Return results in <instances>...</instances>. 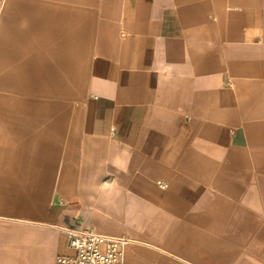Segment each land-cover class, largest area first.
<instances>
[{
    "label": "crops",
    "instance_id": "1",
    "mask_svg": "<svg viewBox=\"0 0 264 264\" xmlns=\"http://www.w3.org/2000/svg\"><path fill=\"white\" fill-rule=\"evenodd\" d=\"M2 1L0 144L11 151L0 150V256L13 234L25 250L18 264H55L58 254L72 253L66 233L78 223L110 235H162L175 189H193L199 222H215L225 240L197 231L193 249L169 242L174 257L155 264H264L253 253L234 258L236 243L253 239L264 217L252 202L254 183L264 202V122L243 121L262 109L264 0H108L88 64L87 116L53 143L47 160L58 175L57 195L45 214L39 205L34 220L15 217L34 200L50 152L39 157L27 147L44 136L42 125L56 130L62 122L59 104L45 100L50 90H82L84 76L66 84L75 78L67 74V51L86 30L76 27L73 0ZM240 78L257 97L245 107L232 104L239 95L232 82ZM258 158L259 175L251 165ZM211 186L218 192L210 194ZM258 231L264 242V227ZM172 234L171 241L185 235Z\"/></svg>",
    "mask_w": 264,
    "mask_h": 264
},
{
    "label": "rangeland",
    "instance_id": "2",
    "mask_svg": "<svg viewBox=\"0 0 264 264\" xmlns=\"http://www.w3.org/2000/svg\"><path fill=\"white\" fill-rule=\"evenodd\" d=\"M4 1L1 0V3ZM108 3V4H107ZM256 3V2H255ZM73 5L76 7V16L74 18V22L76 23V27L84 28L86 33L84 35L79 36V40L76 41V45L74 44L72 49L67 51V54L72 57L71 64L69 66V73L68 76L75 77L73 81L66 82L69 86H75L76 83H79L78 78L82 77L80 80L83 82V88L80 90L79 85L76 86V92L71 94L70 90H50L53 92L54 96L46 97L45 100L48 102L53 101L56 104H59L58 110L56 114H58L62 119L61 123L57 124V129H51L48 125H42L41 131L44 132V136L38 139L37 145H30L27 147V150L37 152L39 157H42V151L44 149L49 150L48 156L46 155V163L44 164V170H40V172L44 171V175H38L39 179L38 182L40 185L37 188H34L35 191L32 193L34 200L31 203L25 202L22 204V217H18V214H15V218H22L25 216L26 219H37L36 214L39 212V205H43V212L42 214L46 213L47 207L52 203L54 197L57 195L56 191V182L58 181V175H53L52 169V161L51 159L47 160V158H51L52 156V145L54 142L57 144L62 141L63 136L67 135L69 131L74 134L75 131H78L79 128L76 126L77 120L81 121L85 119L87 116V85H88V76H89V61H92L94 56L96 55V50L99 49L100 45V35H101V26L99 23L102 20L101 12L102 9L108 7L111 4V1L108 0H73ZM105 18V17H104ZM80 30V29H79ZM64 53V52H63ZM60 53L61 55H64ZM56 58L58 54H55ZM47 57V55H45ZM52 56V55H51ZM54 56V55H53ZM55 58V57H54ZM51 61V60H49ZM58 68V66L56 67ZM65 68L61 69V77H64V81L66 80V73L64 75ZM59 72V71H58ZM83 74V75H82ZM77 77V80H76ZM73 83V84H72ZM248 79H235L232 82V87L235 88V92L239 95L234 99L232 102L233 106L235 104L241 105V107H245L248 104H253L252 101L255 103L254 97L249 93L253 92L250 88H247ZM256 103L259 104V108L262 109L257 113L258 117L252 119H244L245 122H255V123H262L264 122V97L261 100H256ZM229 106L228 103L225 104ZM64 106V107H63ZM242 109V108H241ZM241 114V113H240ZM69 118L72 121H69ZM3 127H0V131H2ZM66 131V134L59 133ZM49 134V135H48ZM54 134V135H53ZM54 136V137H53ZM259 140L264 143V137L259 136ZM23 148V147H22ZM21 148V149H22ZM24 150L26 148H23ZM0 150H4L5 152L11 151L7 146H3L0 144ZM19 151V150H18ZM41 152V153H40ZM47 153V152H46ZM260 162L261 160L258 158L257 160H253L251 165L254 168V172L260 173ZM222 165V169H223ZM224 170H222V173ZM193 178V177H188ZM0 179H4V177L0 176ZM195 179V178H193ZM103 187V186H102ZM252 202L254 205L256 204V213L259 212L260 214L264 213V207L260 204H263L262 196H260V190L256 183L252 185ZM177 192H174V199L169 202V207L165 208V211L162 213V219L164 221L163 225V232L164 234H155L154 232L151 233L149 229H145L142 231H133V230H126L121 233H115L114 236L120 237L122 239V246L125 256V264H138L140 261L143 260V263L147 264H155V263H165L166 259H171L172 256L167 244L169 242L175 243H182L184 245H188L189 249H193V237L194 234H197V231H203L206 233L207 236L210 238H219L222 240L223 231L219 234V230L216 229V223L212 221H208L207 223L199 222L197 218V214L203 212V208L199 207L196 200V191L193 189H186L184 191H179V189H175ZM259 190V191H258ZM207 191H211L210 194L213 192H218L217 190L213 189L211 186ZM43 193V195H42ZM222 196L225 194L221 191ZM255 196V198H253ZM37 197V198H36ZM33 199V198H32ZM37 200V201H36ZM233 202L235 200H232ZM39 203L36 206V203ZM41 203V204H40ZM234 203L238 204L239 201H235ZM6 205L3 203L1 206ZM95 211L100 212L101 208H93ZM28 210V211H27ZM18 211V210H17ZM18 213V212H17ZM28 214H30L28 216ZM12 221V220H11ZM14 224L18 223L17 221H13ZM258 226V230L264 227V217L262 218V222ZM28 225H33L32 222H28ZM188 230H185V229ZM94 229V228H93ZM254 231L253 239L247 240V242H238L236 243V255L235 261H239L242 257H245L248 254L253 253V259H264V251H261V248L264 246V242L260 239H256V233L259 231ZM187 231V232H186ZM175 233H185L184 236L181 237V234H177L178 237L182 238V240L174 239L171 241V238L174 237ZM190 232V233H189ZM13 235V234H12ZM5 236V255L0 256V264H18V259L20 256L25 254L24 247L16 246L19 242L18 239L13 236ZM14 238V239H13ZM218 239V240H219ZM225 240V239H224ZM2 238L0 236V245L2 247ZM22 245V241H20ZM24 243V242H23ZM1 250V249H0ZM1 254V252H0ZM8 255V258H7ZM1 257H4V261H1ZM138 259L135 262V259ZM191 259L188 260V264H191Z\"/></svg>",
    "mask_w": 264,
    "mask_h": 264
},
{
    "label": "built area",
    "instance_id": "3",
    "mask_svg": "<svg viewBox=\"0 0 264 264\" xmlns=\"http://www.w3.org/2000/svg\"><path fill=\"white\" fill-rule=\"evenodd\" d=\"M72 253L58 254L55 264H125L122 239L78 223L67 228Z\"/></svg>",
    "mask_w": 264,
    "mask_h": 264
}]
</instances>
